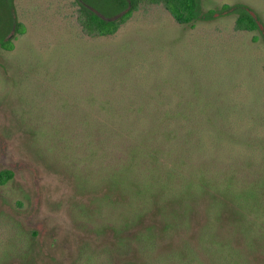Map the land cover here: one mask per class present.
Segmentation results:
<instances>
[{
    "label": "rangeland",
    "instance_id": "374dc122",
    "mask_svg": "<svg viewBox=\"0 0 264 264\" xmlns=\"http://www.w3.org/2000/svg\"><path fill=\"white\" fill-rule=\"evenodd\" d=\"M0 2V264H264L261 31L155 3L98 36L78 9L106 0ZM198 3L264 27V0Z\"/></svg>",
    "mask_w": 264,
    "mask_h": 264
},
{
    "label": "trees",
    "instance_id": "16d2710c",
    "mask_svg": "<svg viewBox=\"0 0 264 264\" xmlns=\"http://www.w3.org/2000/svg\"><path fill=\"white\" fill-rule=\"evenodd\" d=\"M110 7L121 8V11L113 16H104L87 4H80L78 9V22L82 31L89 35H111L117 31L120 24L141 5L162 4L178 23H187L195 19H210L218 17L226 12L235 11V28L240 30H259L264 37V27L257 18L255 12L245 5L222 4L219 8L201 10L198 0H106ZM0 2V9H1ZM1 11V10H0ZM19 31H23V25L19 24ZM4 48L11 49L10 40L1 42ZM13 175V171L4 169L0 171V183H4Z\"/></svg>",
    "mask_w": 264,
    "mask_h": 264
}]
</instances>
